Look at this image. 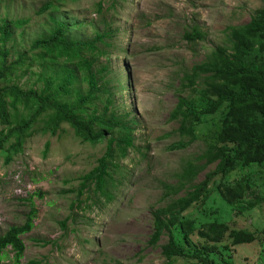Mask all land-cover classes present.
Segmentation results:
<instances>
[{
	"label": "rangeland",
	"instance_id": "1",
	"mask_svg": "<svg viewBox=\"0 0 264 264\" xmlns=\"http://www.w3.org/2000/svg\"><path fill=\"white\" fill-rule=\"evenodd\" d=\"M111 1L0 0L1 17L29 18L22 36L21 29L17 30L15 41L9 44L17 52L28 50L30 42L45 31L48 17L73 26L69 36L80 40L91 39L104 22L116 29L108 40L107 79L115 92V113L135 122L133 147L116 161L117 169L111 170L109 199L88 191L77 204L75 194L67 192L78 187V177L96 165L105 149V143H81L67 125H62L55 136L34 131L26 139L23 152L8 165L0 158V235L10 226L22 224L31 208L36 212L31 231L21 235L25 250L19 264L30 260L38 264H165L161 248L168 237L163 234L156 244L150 243L152 212L172 197L185 195L187 189L164 198L168 191L165 185L174 187L186 162L196 161L205 150L220 116L218 111L202 117L193 142L183 149L171 147L188 140L176 132L178 121L169 119L178 97H186L196 110L209 104V98L198 89L179 92L181 77L205 61L216 46L227 44L228 27L247 23L263 5V0H115L111 6ZM45 3L58 6V10L36 14ZM193 29L202 32L204 38L190 42L182 37ZM104 62L100 57L98 64ZM117 77L124 88L117 86ZM34 81L35 76H31L27 84ZM215 164L202 170L194 183L203 181ZM256 167L245 172L255 192L264 197V168L256 172ZM242 174L233 171L226 180L233 182ZM21 188L27 194L21 193ZM185 216L197 223L217 220L231 229L257 230L259 237L258 231L264 226V202L247 214L240 213L225 204L217 190ZM260 240H264L263 235ZM228 249L238 264H264V244L259 239ZM0 264H16L9 248Z\"/></svg>",
	"mask_w": 264,
	"mask_h": 264
},
{
	"label": "trees",
	"instance_id": "2",
	"mask_svg": "<svg viewBox=\"0 0 264 264\" xmlns=\"http://www.w3.org/2000/svg\"><path fill=\"white\" fill-rule=\"evenodd\" d=\"M114 3L112 0L110 5ZM57 10L58 6L45 3L36 14ZM48 21L45 31L30 42L28 50L17 52L9 44L15 41L17 30L21 29L19 37L22 36L29 18L0 16V158L8 165L23 152L26 139L34 131L55 136L62 125H67L81 143H105L96 165L78 177L76 189L67 192L75 194L77 204L88 191L109 199L111 170L117 169L116 161L133 147L135 124L115 113V92L107 79L111 47L108 40L116 29L104 22L91 39L80 40L69 36L73 26L54 17H48ZM227 32L226 45L216 46L205 61L193 65L181 77L179 92L198 89L209 98L208 106L196 110L186 97H178L169 114L171 121H178L179 137L188 138L171 145L178 149L194 141L195 127L202 123V117L218 111L220 116L205 150L195 157L196 161L186 162L174 187L165 185L168 191L164 198L187 189L185 195L172 197L168 204L152 212L150 243L156 244L163 234L168 237L161 248L165 264H238L232 260L230 246H244L258 239L264 244L260 240L264 226L257 237V230L231 229L226 222L217 220L197 223L185 216L186 211L204 204L217 190L225 204L240 213L247 214L264 202L245 172L251 166H257L256 172L264 168V0L247 23L228 27ZM182 37L192 42L202 40L204 34L193 29ZM100 57L105 62L98 64ZM25 76H29L28 80L20 83ZM31 76L35 81L29 86ZM115 80L124 88L120 77ZM215 162L204 180L194 183L196 176ZM236 170L243 172L241 177L227 181ZM35 213L31 208L22 224L10 226L0 235V263L9 248L14 262L19 264L24 251L20 236L31 231Z\"/></svg>",
	"mask_w": 264,
	"mask_h": 264
},
{
	"label": "clouds",
	"instance_id": "3",
	"mask_svg": "<svg viewBox=\"0 0 264 264\" xmlns=\"http://www.w3.org/2000/svg\"><path fill=\"white\" fill-rule=\"evenodd\" d=\"M21 191H22L21 193L24 192L25 194H27V191H24L23 188H21ZM21 193H20V194H21ZM0 225H1V219H0ZM20 239H21V236H20ZM22 242H23V241H22ZM23 244H24V243H23ZM47 244H49V242H48ZM47 244H46V245H47ZM44 245H45V244H44ZM24 250H25V245H24ZM23 252H24V251H23ZM12 253H13V252H12ZM22 256H23V254H22ZM21 258H22V257H21ZM21 258H20V259H21ZM19 261H20V260H19ZM30 261H35L37 264L39 263V261H37V260H30Z\"/></svg>",
	"mask_w": 264,
	"mask_h": 264
}]
</instances>
